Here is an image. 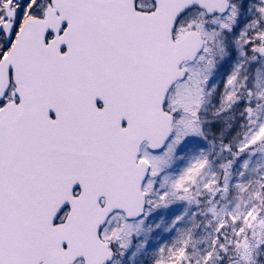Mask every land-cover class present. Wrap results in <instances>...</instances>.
Segmentation results:
<instances>
[{"label": "snow or ice", "instance_id": "6c2138e0", "mask_svg": "<svg viewBox=\"0 0 264 264\" xmlns=\"http://www.w3.org/2000/svg\"><path fill=\"white\" fill-rule=\"evenodd\" d=\"M0 264H264V0H0Z\"/></svg>", "mask_w": 264, "mask_h": 264}]
</instances>
